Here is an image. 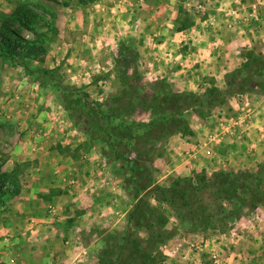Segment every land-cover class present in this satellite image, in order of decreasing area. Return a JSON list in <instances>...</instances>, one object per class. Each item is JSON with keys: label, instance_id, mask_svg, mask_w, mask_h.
I'll return each instance as SVG.
<instances>
[{"label": "rangeland", "instance_id": "1", "mask_svg": "<svg viewBox=\"0 0 264 264\" xmlns=\"http://www.w3.org/2000/svg\"><path fill=\"white\" fill-rule=\"evenodd\" d=\"M235 71L250 84L188 111L191 133L136 126L160 116L168 93L226 91ZM218 174L264 196V0H0V218L13 197L2 188L50 187L44 226L68 251L54 264H97L144 177L167 187ZM204 195L225 208L207 232L160 205L164 264H264V198L233 214Z\"/></svg>", "mask_w": 264, "mask_h": 264}, {"label": "trees", "instance_id": "2", "mask_svg": "<svg viewBox=\"0 0 264 264\" xmlns=\"http://www.w3.org/2000/svg\"><path fill=\"white\" fill-rule=\"evenodd\" d=\"M87 1L81 0L82 3ZM187 28L189 25H184L179 30ZM25 45L27 48L25 52L28 55L38 49L35 42H27ZM15 53L18 52L14 50V55ZM231 76L234 80L228 82L229 91H221L213 87L208 90L206 96L193 92L168 93L161 100L164 109L160 116L152 119L148 124L136 126L152 129L153 132L159 130L157 138L177 132L191 133L186 115L188 111L213 108L222 104L223 96L231 92V89L241 91L245 85L250 84V81L243 79L238 82L236 71ZM140 182L135 186L137 201L129 212L128 227L125 233L121 236L111 234L105 238L97 264H164L165 257L161 246L167 243L172 236L166 229L168 218L165 210L160 206L163 203L175 206L179 217L183 219L188 229L197 233L216 229L220 214L225 210L221 204L213 207V204L205 201L207 197L204 193L210 191L211 197L216 196L221 202L229 200L233 214L239 207L255 208L262 200L261 198H264L258 185H252L251 181L246 183L244 180L234 181L225 174L215 175L212 180L204 184H195L192 180H185L164 187L157 185L151 176L144 177ZM1 191L3 195L8 194L9 196H14L19 192L4 188ZM248 194H252L251 200L246 199ZM148 197L153 198L157 204L152 205ZM142 231L147 234L144 238L140 236Z\"/></svg>", "mask_w": 264, "mask_h": 264}, {"label": "crops", "instance_id": "3", "mask_svg": "<svg viewBox=\"0 0 264 264\" xmlns=\"http://www.w3.org/2000/svg\"><path fill=\"white\" fill-rule=\"evenodd\" d=\"M49 189L27 186L8 201L10 209L0 218V264H54L68 253L56 232L46 233L42 193L49 194Z\"/></svg>", "mask_w": 264, "mask_h": 264}, {"label": "built area", "instance_id": "4", "mask_svg": "<svg viewBox=\"0 0 264 264\" xmlns=\"http://www.w3.org/2000/svg\"><path fill=\"white\" fill-rule=\"evenodd\" d=\"M57 209L55 206H50L49 209H48V214L49 215H52V216H55L57 214ZM33 222V221H32ZM34 223V222H33ZM70 243H72L71 241H67L66 244L70 245Z\"/></svg>", "mask_w": 264, "mask_h": 264}]
</instances>
